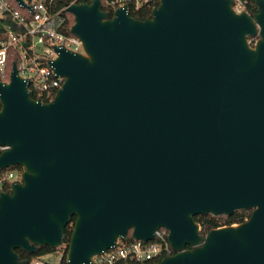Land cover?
<instances>
[{
    "label": "water",
    "instance_id": "1",
    "mask_svg": "<svg viewBox=\"0 0 264 264\" xmlns=\"http://www.w3.org/2000/svg\"><path fill=\"white\" fill-rule=\"evenodd\" d=\"M255 3L250 16L231 0H159L143 21L125 6L107 19L100 0L73 4L85 55L56 48L64 82L47 103L12 64L0 81V171L23 170L0 192V264H27L16 249L57 248L72 217L66 264L160 228L175 254L157 264H264V0ZM239 210H252L246 222L199 235L195 216Z\"/></svg>",
    "mask_w": 264,
    "mask_h": 264
},
{
    "label": "built area",
    "instance_id": "2",
    "mask_svg": "<svg viewBox=\"0 0 264 264\" xmlns=\"http://www.w3.org/2000/svg\"><path fill=\"white\" fill-rule=\"evenodd\" d=\"M14 1V0H13ZM24 7L19 8L28 13V17L12 7L9 0H0V34L6 35L5 40H0V81L9 83L6 62L9 50L18 56L16 64L17 75L27 81V88L31 97L47 103L53 100L61 88L64 78L55 74L51 62L56 60V48L85 55L81 40L71 34L69 14L67 8L74 2L55 10L53 0H21ZM231 9L236 14L247 13L245 0H231ZM159 3V0H114L110 6L114 8L131 4L139 7L144 3ZM252 47L254 40L249 38ZM7 147L0 146V152ZM22 170L5 169L0 174V192L4 188L11 189V185L20 182ZM175 252L168 242V231L160 228L154 234V239L149 242L137 240L117 239L115 246L95 254L91 257V264H157L162 259L174 255ZM53 255L56 260H53ZM67 254L58 251L36 257L28 264H66Z\"/></svg>",
    "mask_w": 264,
    "mask_h": 264
},
{
    "label": "trees",
    "instance_id": "3",
    "mask_svg": "<svg viewBox=\"0 0 264 264\" xmlns=\"http://www.w3.org/2000/svg\"><path fill=\"white\" fill-rule=\"evenodd\" d=\"M112 1L114 0H100L101 10L107 14V19H112V16H113L114 8L110 6V2ZM245 1L247 3L248 14L250 16L255 15L257 12V7L255 3L256 0H245ZM9 2L14 9L20 12V14L27 16V17L29 16L28 13L25 10L19 8L13 0H9ZM73 2L75 4H90L92 0H53V8L55 10L61 9ZM157 6H158L157 2L154 4L144 3L137 8L131 4L127 8V12L129 16L132 17L133 19L143 21L150 17L151 10ZM68 16H69V23L72 26L73 17L71 14H69ZM5 39H6V35H4V33H1L0 40H5ZM256 39L257 38H254L253 40H256ZM13 63L18 64V56L14 51L9 50L8 56H7V62H6L7 74L10 72ZM10 169L23 170L21 166H14ZM4 171L5 170H1L0 174H3ZM7 190L8 188H4V191H7ZM251 213H252V210H239V211L234 212L230 216H225V215L212 216L210 214L197 215L193 218V220L198 225L199 235L205 236L209 231L214 230V229L242 224L250 218ZM74 221H75V217H72L69 224L66 225L64 229V234H63V242L60 246H58L57 248H50L48 246L37 247V250L35 253H27L20 249H16L15 253L18 255L19 260L26 261L28 264L30 260L36 257L43 256V255L50 254V253H57L58 251H61V250L64 252V256H66L67 246L69 244V239H70V235L73 229ZM127 239L132 240L131 231L128 232ZM187 248L189 249L190 247H187ZM116 264H125V263L118 262Z\"/></svg>",
    "mask_w": 264,
    "mask_h": 264
},
{
    "label": "rangeland",
    "instance_id": "4",
    "mask_svg": "<svg viewBox=\"0 0 264 264\" xmlns=\"http://www.w3.org/2000/svg\"><path fill=\"white\" fill-rule=\"evenodd\" d=\"M249 40H250V39L248 38V39H247V43H249ZM255 41H256V40H254V43H255ZM254 43H253V44H254ZM52 257H53V260H56V256H55V255H53Z\"/></svg>",
    "mask_w": 264,
    "mask_h": 264
}]
</instances>
